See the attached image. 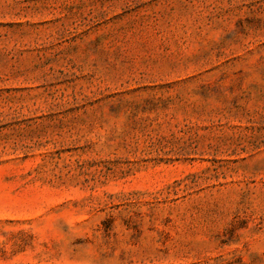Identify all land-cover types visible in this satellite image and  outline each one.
I'll return each instance as SVG.
<instances>
[{"label":"rangeland","instance_id":"rangeland-1","mask_svg":"<svg viewBox=\"0 0 264 264\" xmlns=\"http://www.w3.org/2000/svg\"><path fill=\"white\" fill-rule=\"evenodd\" d=\"M0 264H264V0H0Z\"/></svg>","mask_w":264,"mask_h":264}]
</instances>
